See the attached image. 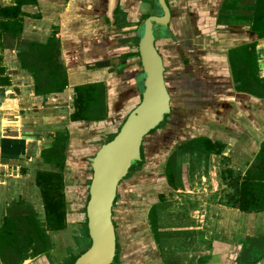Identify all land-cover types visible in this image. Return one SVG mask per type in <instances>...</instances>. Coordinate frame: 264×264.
I'll use <instances>...</instances> for the list:
<instances>
[{"label": "crops", "instance_id": "crops-1", "mask_svg": "<svg viewBox=\"0 0 264 264\" xmlns=\"http://www.w3.org/2000/svg\"><path fill=\"white\" fill-rule=\"evenodd\" d=\"M256 2L174 0L172 3L177 16L176 38L181 46L172 53L178 59L180 48L184 55L176 64L175 78L191 76L198 86L193 91L184 86L178 89L177 102L186 101L192 94L193 98L198 97L203 85L201 92H206L207 97L202 101V111L208 116L203 135L225 143L226 148L222 154H210L208 159L202 155L203 160L190 152L177 154L176 181L185 176L189 180L194 174L189 171L185 174L193 156L206 163V171L201 169L204 205L198 212L201 219L196 225H178L177 220L165 225L160 218L157 238L153 227L151 230L146 225L149 237L144 247L157 250L158 264H264V211L242 212L220 202L224 195L220 169L228 166L245 173L264 140V97L236 90L229 60L230 49L255 43L258 75L264 81V37L251 30ZM16 3L17 0H0V7ZM106 10L107 0H24L20 35L2 32L1 23L12 18L0 15V81L8 80L6 84L0 83V229L4 218L17 208L16 204H21L22 209H32L45 221L35 177L38 170H56L54 165L44 162L41 154L53 146L57 133L68 132L72 143L77 128L94 130L97 124L122 118V104L127 101L137 105L141 99L138 53L129 41H122V25H116L117 30L106 20ZM120 18L122 23V12ZM54 33L60 39V58L68 84L60 92L48 91L44 86L38 92L36 84L47 85L46 80L35 78L33 59L23 66L22 55L28 50V43L45 44ZM160 39V43L166 42L165 38ZM96 83L104 85L106 118L72 121L74 88ZM182 106L186 117L194 115L195 110L190 113L188 107ZM91 128L88 132H93ZM197 136L200 135L189 139ZM72 156L68 164L74 161ZM87 174L75 171L71 174L73 182L71 175L69 181L65 175L67 226L62 230H46L47 238L51 237L48 252L31 259L3 247L0 264H70L86 251L90 245L83 228L84 223L87 225L89 199ZM173 213H176L174 220L178 211Z\"/></svg>", "mask_w": 264, "mask_h": 264}, {"label": "trees", "instance_id": "trees-1", "mask_svg": "<svg viewBox=\"0 0 264 264\" xmlns=\"http://www.w3.org/2000/svg\"><path fill=\"white\" fill-rule=\"evenodd\" d=\"M23 1L17 0L15 6L0 7V15L12 18V20L1 23L2 32L21 34L23 22L19 18L22 14ZM31 1L35 2L36 0ZM256 3L251 30L262 38L264 37V0H257ZM56 34L54 33L45 44L28 43V50L25 55H22L23 66L28 59H33L35 61V78L38 81L46 80L47 85L36 84V91L44 86L48 91L60 92L67 87V71L60 58L61 44ZM229 60L236 90L264 97V81L258 75L255 43L230 49ZM0 83L6 84L8 80L2 79ZM74 90V111L70 116L72 121H100L106 118L107 103L103 84L78 85ZM114 136L115 134L110 136L109 140ZM68 140V132L57 133L53 146L43 150L41 154L44 162L54 165L56 170H38L36 172L35 183L41 193L45 226H42L37 219V213L35 214L32 209H22L21 204H16L17 208L14 212L4 218L3 226L0 229V248H12L25 258H36L49 250L46 230L66 228L67 201L64 170ZM225 148V143L213 141L204 135L180 142L177 149L166 160L164 171L168 184L171 187L176 185V157L178 153L190 152L203 155L208 159L212 153L222 154ZM143 164L144 157L143 160L136 162L131 167L130 173L141 169ZM220 174L223 182L222 192H224L220 198L222 204L247 213L264 211V140L260 143V148L245 173L236 172L233 168L225 166L221 169ZM150 216L157 238L159 237L158 213L155 211V205L152 207ZM118 257L119 245L113 264H118ZM75 260L76 258L70 264H74Z\"/></svg>", "mask_w": 264, "mask_h": 264}, {"label": "rangeland", "instance_id": "rangeland-1", "mask_svg": "<svg viewBox=\"0 0 264 264\" xmlns=\"http://www.w3.org/2000/svg\"><path fill=\"white\" fill-rule=\"evenodd\" d=\"M143 1L145 4L142 3ZM173 1L170 0L171 5ZM120 9L122 11V23L119 18L118 24H121L124 30L122 41L124 43L125 41H129V44L133 45L134 51L137 52V37L140 27L143 19H145L144 15H148L153 11L152 2L148 0H122ZM176 19L177 16L174 15V20ZM160 40L157 41L158 46L163 50V55H167V57L164 55L166 59V79L173 97L176 98L178 89H181L183 86L186 87L184 89L191 91L198 89V86L193 84L191 76L177 78V80L175 78L174 71H176L175 67L178 60L174 58L172 52H176L177 47H181L178 44L177 38L165 40V43H160ZM202 86H200L198 97L196 98H193L192 94L191 96H187L186 101L183 102V99L179 103L173 100L172 115L170 114L168 119L156 132L151 133L145 138L143 150L144 164L142 168L139 171L130 173L120 186L114 207V222L119 245L118 264H158L156 261L159 259L155 260L157 250L148 246L146 250V247H144L145 240L149 237L146 225H150V229L152 230L150 213L154 205L155 211L158 213L157 220L161 218L162 223L166 222L165 225H171L170 223L176 222V220L178 225H196L199 219H201L199 213L201 207L204 205V199H202L201 195L203 187L201 176L203 175V171H206V163L204 165L200 159L195 158L197 155L193 156V161H191L192 163H190L191 165H189L188 170H185V174L189 171L196 174V176L193 174L189 180L185 176L180 181H175V187H171L168 184L164 170L167 158L176 150L175 147L178 143L189 140L193 135H203L207 131L205 117L208 116L202 111V101L207 96L206 92H201ZM122 105L124 106L122 108V118L115 121L109 119L104 123L97 124V127L91 124V126L96 127L94 130L90 127L93 132H88L90 128L81 126L73 133L74 138L72 143L68 140L66 163L71 161L69 160L70 156L73 155L74 159L72 164H66L67 169L64 170V175H67L66 179L68 181L72 178L73 182L75 171L79 173L80 170H83L89 174V176L87 174L89 178L86 181L90 183L91 170L88 164V157L92 156L103 143L109 140L110 136L117 132L124 117L135 107L136 103L125 101ZM182 105L188 107L191 110L190 113L195 110L194 115L186 117V111H182ZM190 125L193 127L195 125V129L191 130L192 126L189 127ZM201 156L199 155L198 157ZM201 169L203 170L202 172ZM177 174L178 171H176ZM180 189L181 191L178 192ZM173 211H178V216H175L174 220L172 217L176 213H173ZM38 217L37 213V219ZM41 224L45 226L43 221ZM198 225L201 224L199 223ZM86 226L84 223L83 228L86 230V239L89 241ZM179 233L181 234V231ZM50 238V236L47 238L49 243Z\"/></svg>", "mask_w": 264, "mask_h": 264}, {"label": "water", "instance_id": "water-1", "mask_svg": "<svg viewBox=\"0 0 264 264\" xmlns=\"http://www.w3.org/2000/svg\"><path fill=\"white\" fill-rule=\"evenodd\" d=\"M119 1L107 0L106 19L115 29L122 12L117 11ZM150 2L153 11L143 19L137 37L141 99L125 116L115 136L88 157L91 174L86 205V229L90 245L76 258L74 264L115 262L118 235L114 222V207L120 186L130 175L131 167L143 160L145 138L156 132L170 114L172 115L173 100L177 101V96L174 98L168 87L166 59L159 51L157 42L160 38H176L174 12L166 0ZM157 27L162 29L159 35L156 34ZM180 50L179 48L178 61L184 56Z\"/></svg>", "mask_w": 264, "mask_h": 264}, {"label": "flooded vegetation", "instance_id": "flooded-vegetation-1", "mask_svg": "<svg viewBox=\"0 0 264 264\" xmlns=\"http://www.w3.org/2000/svg\"><path fill=\"white\" fill-rule=\"evenodd\" d=\"M127 1H128V0H127ZM141 1H142V0H141ZM148 1H150V0H148ZM119 2H120V4H119L118 9L121 10L120 8H121V2H122V0H120ZM166 2H167V4L171 7L172 12H174V9H173V7H172V5H171V3H170V0H166ZM142 3L145 4L144 1H143ZM118 9H117V11H119ZM147 16H148L147 14L144 15L145 18H146ZM106 20L108 21V19H106ZM161 30H162V29H160L159 27H157V28H156V34L159 35V34L161 33ZM158 49H159V48H158ZM159 51H160V49H159Z\"/></svg>", "mask_w": 264, "mask_h": 264}]
</instances>
